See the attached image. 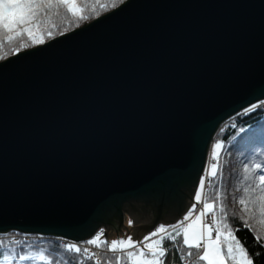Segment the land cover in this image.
I'll return each mask as SVG.
<instances>
[{"label": "water", "instance_id": "95a60500", "mask_svg": "<svg viewBox=\"0 0 264 264\" xmlns=\"http://www.w3.org/2000/svg\"><path fill=\"white\" fill-rule=\"evenodd\" d=\"M262 100L264 0H126L8 57L0 234L138 241L176 224L219 127Z\"/></svg>", "mask_w": 264, "mask_h": 264}, {"label": "snow or ice", "instance_id": "6c2138e0", "mask_svg": "<svg viewBox=\"0 0 264 264\" xmlns=\"http://www.w3.org/2000/svg\"><path fill=\"white\" fill-rule=\"evenodd\" d=\"M122 2V0H120ZM107 4L79 3L78 0H0V51L5 45H12L16 41H30L33 44L45 43V38L53 37L55 31L67 32L72 24H79L82 20L89 19L92 15H99L100 11L107 8ZM115 7V0L112 3ZM61 21L57 24L55 21ZM63 32L61 34H63ZM27 43L17 44L11 51L19 53L21 47H27ZM4 56L0 55V59ZM264 106V102H261ZM257 105L253 104L252 109ZM250 109H245V112ZM222 142H217L212 153L213 162L209 169L205 170V178L199 181V190L195 194V201L202 203L199 214L191 219L196 211L197 204L184 217V220L176 225H160L155 231L145 236L141 241H134L131 236L108 241L104 238V230L101 229L92 239L85 242L87 246H95L102 252L119 253L114 259L105 260L102 253L93 251L90 247L76 243L64 242L63 248L69 252L82 253L94 264H171L169 248L165 247L166 241H176L182 238V244L187 248L183 252L182 259L187 264L193 262V249L197 250V261L206 264H255L254 256L261 253L253 251L250 254L245 243L236 236L238 229L229 223V212L225 203L224 194L218 191L217 195L209 202L203 198L206 179L209 177L219 178L222 176V165L220 163ZM256 170L264 172V165L257 163ZM245 173H249L248 165L244 167ZM250 177L245 175L244 180ZM252 183L243 187L237 203L241 206L244 215L237 216L233 212L234 220H239L242 227L247 228L255 234V243L264 245V236L254 227L250 220L258 218V224L264 226V174L251 177ZM218 205V206H217ZM210 213H216L217 217L211 223H204L203 218ZM190 223H185L189 221ZM132 221H129L131 224ZM215 232V236L213 233ZM3 244V241H0ZM202 250V251H201ZM14 259L5 255L4 260ZM20 260L28 259L27 256H19ZM40 260L51 259L45 254H40Z\"/></svg>", "mask_w": 264, "mask_h": 264}, {"label": "trees", "instance_id": "16d2710c", "mask_svg": "<svg viewBox=\"0 0 264 264\" xmlns=\"http://www.w3.org/2000/svg\"><path fill=\"white\" fill-rule=\"evenodd\" d=\"M126 0H115V7L112 6L114 0H99L101 4H107V8L100 11V14L92 15L87 20H82L79 24H72L68 28L67 32H63L61 25L60 31H55L53 37H46L45 43L63 34L72 32L75 29L82 27L84 24L90 23L96 18L103 16L104 14L112 11ZM79 3H96L97 0H78ZM57 24H61V21H55ZM63 32V34H61ZM27 43V47H21L20 52L31 49L35 46L42 44H33L27 41H16L12 45H5V48L0 51V55L4 56L0 59V62L7 59L10 56L17 54L11 51L12 48L16 47L17 44ZM44 44V43H43ZM257 107L252 109V106L247 108L249 111H242L230 120L224 122L217 130L213 142L211 144V152L214 151V146L217 142H222L223 148L220 150V163L222 165V176L219 178H208V187L203 193V198L209 202L215 197L218 191L225 196V203L228 207L229 212V223L238 231L236 236L245 243V247L249 249L250 254L255 251L261 253L260 256H254L255 264H264V245H258L255 243V234L249 231L247 228L242 227L239 220L233 219V212L237 216L244 215L241 212V206L237 203L239 197L243 195V187L252 183L251 177L253 175L264 174L260 170H256L254 165L260 163L264 165V106L261 103H256ZM248 165L250 171L245 173L244 167ZM245 175H248L250 179L244 180ZM218 206V205H217ZM215 218L217 214L214 213ZM253 223L254 227L257 228L259 234L264 236V226L258 224V218L249 221ZM0 234V264H50L49 259L40 260V254H45L51 259V264H94L93 261H89L82 253H69L63 248V243L55 238L47 239H33L28 242L19 240L18 242H11L5 235ZM143 240V239H142ZM165 247L169 248V258L171 264H183L185 260L182 259L183 252L187 251V248L182 244V238H177L176 241H166ZM192 260L195 264H206V262L197 261V250L193 249ZM202 251V250H201ZM104 259H114L117 253L102 252ZM8 255L14 257V259L4 260V256ZM27 256L28 259L20 260L19 256Z\"/></svg>", "mask_w": 264, "mask_h": 264}, {"label": "built area", "instance_id": "2783aa9c", "mask_svg": "<svg viewBox=\"0 0 264 264\" xmlns=\"http://www.w3.org/2000/svg\"><path fill=\"white\" fill-rule=\"evenodd\" d=\"M261 102H264V100L260 101L259 103ZM210 152V151H209ZM208 152V156H207V160H206V165H205V169H204V172H203V175L201 178H205V170L206 169H209L210 167V163L213 162L212 160V157L210 156ZM208 187V178L206 179V186H205V189ZM204 189V191H205ZM195 199L194 201L191 203V206L190 208L192 209V206L193 204H195ZM197 203V202H196ZM202 209V203L198 204L197 203V208H196V211L193 213V216H196L199 214V211ZM190 210V209H189ZM185 217V216H184ZM184 217L180 220L182 221L184 219ZM213 219H215V216H214V213H210V214H207L204 218H203V222L204 223H211L213 221ZM179 221V222H180ZM186 223V222H185ZM178 224V222L176 223ZM175 224V225H176ZM7 238H9L11 240V242H18L19 240H23L25 242H28L30 240H33V239H47V238H55V239H58L60 240L62 243L64 242H69V243H75V242H72V241H69V240H66V239H63V238H59V237H55V236H48V235H40V234H27V233H19V232H11L10 234L8 235H5ZM213 236H215V232L213 233ZM86 242V241H85ZM85 242H80V243H76L78 245H82V246H87L85 244ZM87 247H90L93 251L97 252V253H102V250L101 249H97L95 248V246H87ZM183 264H187V262L185 261Z\"/></svg>", "mask_w": 264, "mask_h": 264}, {"label": "rangeland", "instance_id": "374dc122", "mask_svg": "<svg viewBox=\"0 0 264 264\" xmlns=\"http://www.w3.org/2000/svg\"><path fill=\"white\" fill-rule=\"evenodd\" d=\"M210 150H211V147H210ZM212 153H213V151H212ZM209 154L211 155V152H209ZM211 157H212V156H211ZM198 190H199V185H198V187H197L196 192H197ZM195 194H196V193H195ZM194 199H195V197H194ZM189 209L191 210L190 207H189ZM189 209H188L187 213L190 211ZM187 213H186V215H187ZM186 215H185V216H186ZM194 218H195V216H192L191 219H194ZM191 219H190L189 221H186V224H187V223H190V222H191ZM183 220H184V219H183ZM174 225H175V224H174ZM158 227H159V226H158ZM158 227H157V228H158ZM155 230H156V229H155ZM155 230H154V231H155ZM55 237H56V236H55ZM59 238H62V237H59ZM126 238H127V237H126ZM63 239H65V238H63ZM114 239H115V238H110L109 241L114 240ZM142 239H143V238H142ZM142 239H140V240H138V241H141ZM66 240H67V239H66Z\"/></svg>", "mask_w": 264, "mask_h": 264}, {"label": "bare ground", "instance_id": "6f19581e", "mask_svg": "<svg viewBox=\"0 0 264 264\" xmlns=\"http://www.w3.org/2000/svg\"><path fill=\"white\" fill-rule=\"evenodd\" d=\"M230 120V119H229Z\"/></svg>", "mask_w": 264, "mask_h": 264}]
</instances>
